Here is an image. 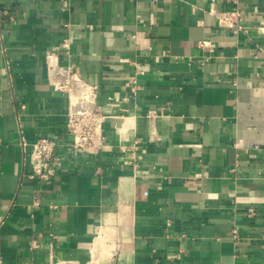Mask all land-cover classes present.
I'll return each mask as SVG.
<instances>
[{
	"label": "crops",
	"instance_id": "1",
	"mask_svg": "<svg viewBox=\"0 0 264 264\" xmlns=\"http://www.w3.org/2000/svg\"><path fill=\"white\" fill-rule=\"evenodd\" d=\"M51 67L96 94L97 152ZM0 264H264V0H0Z\"/></svg>",
	"mask_w": 264,
	"mask_h": 264
},
{
	"label": "built area",
	"instance_id": "2",
	"mask_svg": "<svg viewBox=\"0 0 264 264\" xmlns=\"http://www.w3.org/2000/svg\"><path fill=\"white\" fill-rule=\"evenodd\" d=\"M212 15L220 28L235 31L242 29L243 11L238 7L212 11ZM206 43L201 41L199 46L206 47ZM51 70L56 71L55 76L51 78V83L67 94L65 129L71 137L70 150L75 154L97 152L101 146L100 124L104 116L95 103L96 94L92 87L85 85L71 69L51 67ZM74 89H78L79 92L72 96ZM30 149L28 159L32 169L28 177L46 182L52 180L62 167V157L57 142L48 137H39ZM235 236L234 232L233 237Z\"/></svg>",
	"mask_w": 264,
	"mask_h": 264
},
{
	"label": "bare ground",
	"instance_id": "3",
	"mask_svg": "<svg viewBox=\"0 0 264 264\" xmlns=\"http://www.w3.org/2000/svg\"><path fill=\"white\" fill-rule=\"evenodd\" d=\"M53 68V67H52ZM51 70V69H50ZM50 74V73H49ZM76 94H78V92L76 91V89H74V91H73V93H72V96H74V95H76ZM102 244V243H101ZM97 246H98V244H97ZM99 246H101L100 244H99ZM104 246V245H103ZM105 247V246H104ZM95 249V248H94ZM100 249V248H99ZM98 249V250H99Z\"/></svg>",
	"mask_w": 264,
	"mask_h": 264
}]
</instances>
